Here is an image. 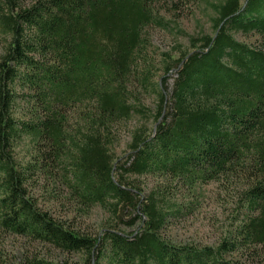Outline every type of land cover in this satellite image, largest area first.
Returning a JSON list of instances; mask_svg holds the SVG:
<instances>
[{
	"label": "trees",
	"instance_id": "16d2710c",
	"mask_svg": "<svg viewBox=\"0 0 264 264\" xmlns=\"http://www.w3.org/2000/svg\"><path fill=\"white\" fill-rule=\"evenodd\" d=\"M161 1L0 0V233L80 256L20 264H239L226 255L264 248V0L214 4L212 35L189 37L190 50L163 59L152 82L149 68L133 70L145 29L167 23ZM136 83L155 94L153 122L128 130L117 155L119 128L140 111ZM39 180L61 188L72 211L99 206L107 221L91 235L54 217L31 192ZM208 182L237 188L226 237H164L193 209L176 193Z\"/></svg>",
	"mask_w": 264,
	"mask_h": 264
},
{
	"label": "rangeland",
	"instance_id": "374dc122",
	"mask_svg": "<svg viewBox=\"0 0 264 264\" xmlns=\"http://www.w3.org/2000/svg\"><path fill=\"white\" fill-rule=\"evenodd\" d=\"M222 0H162L158 3L159 15L164 18L165 25H151L145 29V42L136 56L134 76H141L149 68L151 81L157 80L163 73L162 60L177 57L190 50L189 37H200L202 34L212 35L211 20L214 16L213 5ZM234 38L248 46L257 47L262 41L255 34L243 35L233 33ZM168 85L171 87L176 76L175 71L169 72ZM134 87V86H133ZM135 93H140V111L119 128V142L115 152L120 155L129 141L128 130L138 122L152 125V110L155 105V94L146 91L137 84ZM30 140L23 137L15 146L19 159L27 158ZM148 185L152 181L149 182ZM39 199L42 208L48 210L54 217L68 222L73 228L94 235L106 220V212L99 206L90 208L84 214L72 211L65 200L61 188H56L50 182L39 180L31 191ZM234 183L208 182L197 186L194 196L177 192L178 202L190 203L193 207L188 214H182L172 219L163 231L164 237L179 245L194 244L197 246H215L224 239L229 230L230 222L237 216L236 193ZM122 227V226H121ZM129 230V229H128ZM0 251L5 264H20L26 258H43L52 262H79L76 253L63 252L47 244L32 241L8 233H0ZM228 259L239 264H264V248L257 246L245 252L228 253Z\"/></svg>",
	"mask_w": 264,
	"mask_h": 264
}]
</instances>
